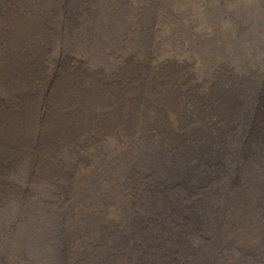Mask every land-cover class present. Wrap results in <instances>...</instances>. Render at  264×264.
<instances>
[{
    "label": "bare ground",
    "instance_id": "6f19581e",
    "mask_svg": "<svg viewBox=\"0 0 264 264\" xmlns=\"http://www.w3.org/2000/svg\"><path fill=\"white\" fill-rule=\"evenodd\" d=\"M263 54L264 0H0V264H264Z\"/></svg>",
    "mask_w": 264,
    "mask_h": 264
},
{
    "label": "rangeland",
    "instance_id": "374dc122",
    "mask_svg": "<svg viewBox=\"0 0 264 264\" xmlns=\"http://www.w3.org/2000/svg\"><path fill=\"white\" fill-rule=\"evenodd\" d=\"M226 6L227 5V1H222L220 2V5ZM260 53H258L259 55ZM257 55V56H258ZM252 67L253 68H259V69H264V54L262 55V57L260 59L257 60V63H252Z\"/></svg>",
    "mask_w": 264,
    "mask_h": 264
}]
</instances>
